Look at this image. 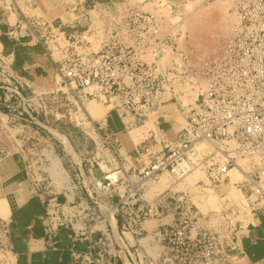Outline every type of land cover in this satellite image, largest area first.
<instances>
[{"label": "built area", "instance_id": "built-area-1", "mask_svg": "<svg viewBox=\"0 0 264 264\" xmlns=\"http://www.w3.org/2000/svg\"><path fill=\"white\" fill-rule=\"evenodd\" d=\"M125 1L97 0L58 20L34 16V24L17 2H0V11L22 14L6 37L35 40L57 78L50 87L29 83L14 72L13 56L0 52V135H9L0 165L18 153L26 189L44 207L43 237L29 239V248L56 250L64 232L76 264L245 259L237 224L228 235L213 232L198 213L172 209L168 189L146 195L166 173L180 180L200 170L208 186L221 187L239 172L243 204L228 200L225 209L233 217L241 208L246 217L264 212V0H231L237 21L209 60L182 50L178 25ZM94 101L109 109L102 121L87 110ZM113 113L122 133L153 121L156 132L133 150L134 164L109 125ZM151 222L158 225L150 230ZM11 235V222L0 216V264L13 254Z\"/></svg>", "mask_w": 264, "mask_h": 264}, {"label": "rangeland", "instance_id": "rangeland-1", "mask_svg": "<svg viewBox=\"0 0 264 264\" xmlns=\"http://www.w3.org/2000/svg\"><path fill=\"white\" fill-rule=\"evenodd\" d=\"M7 1L9 2V4L13 2L12 0ZM22 1L23 0H21V2ZM25 1L26 5L20 3V0H14V2H17L18 5L19 3L22 5V11L26 16H28L30 22L34 24V15H41L40 9H38L36 13L32 10L30 12L27 7L32 8L34 6L35 10L37 9L38 5H34L33 3H31L33 0ZM141 1L143 0H126L124 7H139L147 12H158V16L168 18L171 24V28L172 25H178V29L181 30L179 31L178 35V39H180L179 45L181 46L182 50L187 52V54H190L191 60H209L221 53L225 44L229 40L231 26L237 21L236 16L229 11V9L231 8L229 7V5L231 4V0H144L142 3L137 4ZM29 5H31L32 7ZM218 6H220V8ZM57 11H59V9ZM58 15V12H53L52 18H55ZM26 41L28 43H33L34 45H36V41L32 38H28L24 42ZM36 46L40 47V45ZM45 64L46 66H41L40 64L41 69L45 71L44 73L40 74V71L32 73L33 78L31 79V81L35 82L38 87H50L54 82H56L57 79L53 67L51 68L49 62L47 61L45 62ZM33 70L38 69L34 68ZM25 93L31 94L28 89H25ZM87 110L94 120L99 121L108 112L109 109L107 108V106L101 104L100 102L94 101L88 104ZM112 118L117 124L118 118L114 113L112 114ZM174 119L175 122L178 123V126L183 128L185 123L182 118L180 116H177ZM163 128L167 129V126L165 125ZM139 130L140 129H136L133 132L131 131L129 133H124L120 136V140L124 142V145L128 141L133 140L136 143V145L132 147L134 150L139 144L134 140V138L141 136V133H138ZM17 132L18 131L12 133L17 134ZM149 135L150 134H147L145 138L140 139V142L141 140L143 141L144 139H146ZM8 136L9 135H7V133L1 134L0 144L2 142H8L6 141ZM78 136L80 135L78 134ZM132 148H127V152L129 153L123 151V155L127 159H129L130 155H135V153L130 152ZM14 158L15 160L17 159V166H21L23 160L22 157L17 153ZM19 170V173H23L24 178L25 174L23 172V168H20ZM199 172L202 175H199V173L197 172H191L187 175V177L177 181L174 177L166 173L161 177L159 184L151 187L146 197L151 200L154 196V192L161 193L169 188L167 193L170 194V205L172 206V209H174L175 207H180L177 213H180L181 211H183V209L198 213L201 227H204L213 232L228 235L232 224H237V228H239L238 221H244V218L249 219V217L245 216H248V211L244 210L243 208H241L242 210L241 213L238 214V217H233L231 215V211H227L225 209V204H227L226 201L231 200L236 201L239 204H243V196L238 188L233 185L235 182H233L232 185L211 187L208 186L207 182L204 180V173L200 170ZM98 174L100 173L98 172ZM21 180L19 181V183H22L25 179ZM240 180H242V177ZM21 187L23 188L26 186L24 184L23 186L21 185ZM212 195L215 196L213 199L214 202L210 203V198ZM157 225L158 222H151L148 225V229L151 230ZM229 255V262L225 264H246L242 256L238 257L235 253Z\"/></svg>", "mask_w": 264, "mask_h": 264}, {"label": "crops", "instance_id": "crops-1", "mask_svg": "<svg viewBox=\"0 0 264 264\" xmlns=\"http://www.w3.org/2000/svg\"><path fill=\"white\" fill-rule=\"evenodd\" d=\"M1 1L4 5L9 4L7 0ZM12 1L14 2V0ZM95 1L97 0H80V3H78L77 0H33L31 3L38 5L37 9L34 10V6L32 7L31 5L29 6L32 8H27L30 12L32 10L35 13L40 9L41 15L37 16H42L48 20H58L72 15L69 10H85ZM20 3L26 5L25 0L22 2L20 0ZM20 3L19 8L22 6ZM58 9L59 11H57ZM53 12H58L59 15L52 18ZM21 18L22 14L20 11H7L6 7L4 11H0V49L4 56H13L14 72L24 80L32 83V73L39 71L40 74L44 73L45 71L41 69V66H46L45 62H49V60L43 55L41 47L27 41L22 44H16L6 37L10 26L19 22ZM36 64L39 68L35 67ZM49 65L52 68L50 62ZM34 68L38 70H33ZM175 117H177L176 114L170 116L174 121ZM171 124L172 122H170ZM109 125L115 132L119 133V138L124 134L122 133L123 129L119 120L116 124L113 118H111ZM165 125L169 129V125L164 124L163 127ZM138 133L143 135V128H140ZM168 134L172 137L174 129L170 128ZM135 145L136 143L133 140L128 141L124 145L123 151L129 153L127 152V148H132ZM130 152L133 153V148ZM135 160L136 158L130 155V164H134ZM21 166H17V159L15 160V158L8 159L0 165V216L11 222V241L13 245V254L9 256V258H12H10L7 264H76L72 260L71 253L68 250L70 242L67 240L64 232H61L59 236L56 250L43 248L30 250L28 245L29 239H41L43 237L42 217L44 215V207L37 198L31 197L26 187H21V185L25 184V180L19 183L21 179H25V177L23 178V173H19V169L23 167ZM41 244V242H38V247L41 248ZM237 244L246 255V258L243 259L246 264H264V212L257 213L253 217L250 216L249 219L244 218V223L238 228Z\"/></svg>", "mask_w": 264, "mask_h": 264}, {"label": "bare ground", "instance_id": "bare-ground-1", "mask_svg": "<svg viewBox=\"0 0 264 264\" xmlns=\"http://www.w3.org/2000/svg\"><path fill=\"white\" fill-rule=\"evenodd\" d=\"M144 1V0H143ZM143 1H141V2H138L137 4H139V3H142ZM231 2V1H230ZM229 2V3H230ZM221 6V5H220ZM220 6H218L219 8H220ZM227 6V5H226ZM228 7V6H227ZM229 7H231V4L229 5ZM222 8V7H221ZM225 9V8H224ZM155 14H157V15H159L158 14V12H154ZM226 13V12H225ZM228 15V14H227ZM107 114V113H106ZM106 114L99 120V121H102L104 118H105V116H106ZM143 130H144V134L143 135H141V136H139V137H137V138H134V140L136 141V142H140V139H143V138H145V136L147 135V134H151V133H154V132H156V130H155V126H154V124H153V121L152 120H150V121H148L147 122V124H146V126L143 128ZM149 137V136H148ZM147 137V138H148ZM145 140V139H144ZM64 142H65V140H64ZM66 143V142H65ZM68 146H69V144H67ZM53 166L55 167V168H60V164L58 163V162H54L53 163ZM57 172H58V170H57ZM199 173V175H202L200 172H199V170H195V171H192V173ZM59 173H62V170H61V168H60V171H59ZM58 173V174H59ZM188 174H190V173H187L185 176H182V178L181 179H183V178H185V177H187V175ZM193 175H195V174H193ZM232 177H233V181H232V183L233 182H235L236 183V181H238V180H240L241 179V177H242V179H243V176L241 175V173H239V172H233L232 173ZM180 179V180H181ZM205 180V179H204ZM177 181V180H176ZM234 186H235V184H233ZM169 189V188H168ZM167 190V189H166ZM165 191V190H164ZM158 194V192H154L153 193V195L155 196V195H157ZM214 197L215 196H211V198H210V203H213L214 202ZM236 197V196H235ZM216 199V198H215ZM205 205V204H204ZM207 205V204H206ZM212 205V204H211ZM208 206V205H207ZM0 258H2V257H0ZM10 258H12V257H10Z\"/></svg>", "mask_w": 264, "mask_h": 264}]
</instances>
